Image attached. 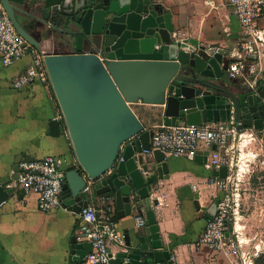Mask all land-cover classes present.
<instances>
[{
    "label": "water",
    "instance_id": "1",
    "mask_svg": "<svg viewBox=\"0 0 264 264\" xmlns=\"http://www.w3.org/2000/svg\"><path fill=\"white\" fill-rule=\"evenodd\" d=\"M24 0H0L19 35L32 43L19 18L30 17ZM33 4L31 7H34ZM48 29L56 40L71 48L69 54H46L43 62L62 117L50 123L53 136L65 133L78 168H67L60 197L61 207L80 213L90 197L113 196L116 217L144 209L143 230L125 239L112 264H172L162 251L151 199L153 185L167 174L165 156L150 151L151 131L130 108L141 101L159 107L164 126L183 121L189 126L226 121L233 117L244 128H262L264 110V63L255 87L231 92L222 84L229 52L206 48L196 41L172 37L170 17L150 0H44ZM96 48L84 52L83 46ZM38 46L35 48L37 49ZM257 60V56L251 55ZM208 152L190 158L201 163ZM24 163L32 162L25 160ZM15 177L0 174V203L12 192ZM227 168L213 171L225 178ZM216 203L207 211L215 215ZM91 245L73 237L61 264H85Z\"/></svg>",
    "mask_w": 264,
    "mask_h": 264
},
{
    "label": "crops",
    "instance_id": "2",
    "mask_svg": "<svg viewBox=\"0 0 264 264\" xmlns=\"http://www.w3.org/2000/svg\"><path fill=\"white\" fill-rule=\"evenodd\" d=\"M44 0H24L23 5L30 17L19 18L24 30L31 37V47L45 54H69L71 48L56 40L57 33L48 29L43 10ZM163 14L170 17L173 27L172 37L180 41H196L206 48L229 52L224 62H230L240 43L243 33L229 0H150ZM34 5L35 8L31 6ZM264 30V16L259 20ZM84 52H95L96 48L83 46ZM31 56L25 55L9 67L0 61V174L6 179L15 177L16 162L39 161L47 156L65 160L67 168L73 165V153L65 133L53 136L50 123L58 114V105L51 89L39 81L16 90L12 80L30 64ZM264 55L257 60L247 59L245 70L235 79H229L224 72L222 84L231 92L245 87H255L261 81V68ZM131 110L143 125L151 131L163 126L158 116L160 109L141 101L130 105ZM208 123L203 121L202 124ZM179 124H185L181 121ZM247 130H255L252 127ZM258 131V130H255ZM260 137V133H257ZM202 154L208 152L201 163L190 157L167 155L165 163L167 174L152 187L151 199L157 201L153 207L162 251H167L172 264H236L241 255L255 259L264 254V240L246 236V225L236 224L242 240L240 246L221 250H210L206 246L196 247L197 239L207 221V211L222 196L223 192L214 182L213 171L208 163L209 148H201ZM236 154V151H234ZM218 171V170H216ZM8 199L0 203V264H61L67 255L71 238L79 243H87L78 234L80 217L67 209L59 207L50 212H42L36 204V197H23L13 187ZM89 204L100 205L102 197L112 198L115 225L125 239L133 240L137 230V216L145 215L144 209L123 218L116 217L113 196L92 192ZM145 222V217H144ZM257 239V240H256ZM259 253L253 256L255 250ZM121 248L111 247L114 257ZM86 264V263H85Z\"/></svg>",
    "mask_w": 264,
    "mask_h": 264
},
{
    "label": "built area",
    "instance_id": "3",
    "mask_svg": "<svg viewBox=\"0 0 264 264\" xmlns=\"http://www.w3.org/2000/svg\"><path fill=\"white\" fill-rule=\"evenodd\" d=\"M229 5L243 33V41L226 68V76L235 79L245 70L247 59L251 55H264V30L259 27V20L264 16V0H229ZM27 54L31 56V62L12 80V87L19 90L39 81L51 89L43 62L46 54L31 47L19 35L0 3L1 65L9 67ZM55 119L62 120L59 107ZM257 133H260V137ZM205 147L210 149L207 163L209 167L214 170L226 167L227 174L225 178H213L223 194L217 200L215 215L207 221L195 245L206 246L214 251L234 248L242 243L236 228V215L240 206L239 183L255 170L262 174L264 180V110L262 128L258 131L247 130L233 117L200 126L163 125L151 130L150 151H160L164 156L191 157ZM73 165L79 169L75 160ZM66 167L65 160L53 156L22 163L13 187L23 197L34 195L38 209L50 212L61 207L60 197L65 183ZM79 171L86 182L84 191H89L94 181L87 178L81 169ZM79 217L78 234L91 245L90 253L85 256V263L112 264L111 247L121 248L124 245L123 235L115 225L112 198L102 197L100 205L88 204L81 210ZM136 224H144L143 215L137 216ZM258 253L259 249L255 250L253 256ZM236 264L253 263L249 256L242 254Z\"/></svg>",
    "mask_w": 264,
    "mask_h": 264
},
{
    "label": "rangeland",
    "instance_id": "4",
    "mask_svg": "<svg viewBox=\"0 0 264 264\" xmlns=\"http://www.w3.org/2000/svg\"><path fill=\"white\" fill-rule=\"evenodd\" d=\"M239 209L236 224L246 225L245 234L248 237L260 232L257 239L264 240V180L262 174L255 170L245 176L239 183ZM241 230V227L237 228ZM241 238H244L242 235ZM256 239V240H257ZM243 240V239H242Z\"/></svg>",
    "mask_w": 264,
    "mask_h": 264
},
{
    "label": "trees",
    "instance_id": "5",
    "mask_svg": "<svg viewBox=\"0 0 264 264\" xmlns=\"http://www.w3.org/2000/svg\"><path fill=\"white\" fill-rule=\"evenodd\" d=\"M254 264H264V254L259 255L255 259Z\"/></svg>",
    "mask_w": 264,
    "mask_h": 264
}]
</instances>
